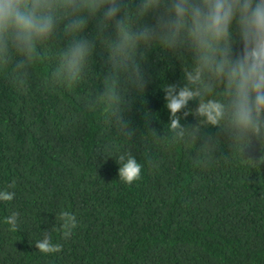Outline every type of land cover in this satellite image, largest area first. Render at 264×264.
<instances>
[{
	"label": "trees",
	"instance_id": "1",
	"mask_svg": "<svg viewBox=\"0 0 264 264\" xmlns=\"http://www.w3.org/2000/svg\"><path fill=\"white\" fill-rule=\"evenodd\" d=\"M118 2L115 20L85 13L78 34L62 16L31 54L0 41V190L16 192L0 202V264H264V143L186 115L196 102L174 136L165 88L187 83L194 57L142 37L156 24L140 14L147 0ZM80 40L91 55L70 80ZM121 155L143 165L140 180H120ZM64 211L78 221L70 238ZM46 234L59 251H39Z\"/></svg>",
	"mask_w": 264,
	"mask_h": 264
},
{
	"label": "clouds",
	"instance_id": "2",
	"mask_svg": "<svg viewBox=\"0 0 264 264\" xmlns=\"http://www.w3.org/2000/svg\"><path fill=\"white\" fill-rule=\"evenodd\" d=\"M149 10L156 13L155 29H146L142 37H155L168 48L187 50L194 57L192 70L185 73L187 83L179 90L177 85L165 88L172 134L184 136L177 114L196 102L195 113L186 115L194 114L212 126L226 121L239 146H247L252 137L264 143V0H147L140 14ZM120 11L118 0H0V41L11 40L21 52L31 54L37 40L53 34L62 16L74 17L68 30L78 34L86 27L85 13H102L101 23L106 25ZM90 55L86 40L69 48L65 60L70 80ZM118 163L120 180L128 184L140 180L143 165L135 156L121 155ZM14 188L10 184L0 190V202L14 201ZM19 220L20 214L12 211L3 222L15 230ZM59 220L64 237L70 238L77 217L64 211ZM36 247L43 253L60 250L47 234Z\"/></svg>",
	"mask_w": 264,
	"mask_h": 264
}]
</instances>
